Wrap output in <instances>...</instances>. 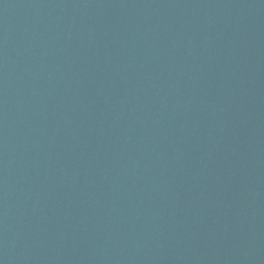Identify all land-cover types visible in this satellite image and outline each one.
I'll use <instances>...</instances> for the list:
<instances>
[{
	"label": "water",
	"instance_id": "water-1",
	"mask_svg": "<svg viewBox=\"0 0 264 264\" xmlns=\"http://www.w3.org/2000/svg\"><path fill=\"white\" fill-rule=\"evenodd\" d=\"M0 264H264V0H0Z\"/></svg>",
	"mask_w": 264,
	"mask_h": 264
}]
</instances>
